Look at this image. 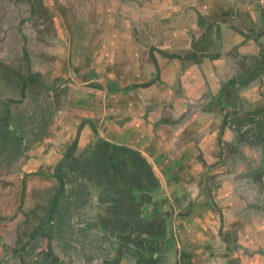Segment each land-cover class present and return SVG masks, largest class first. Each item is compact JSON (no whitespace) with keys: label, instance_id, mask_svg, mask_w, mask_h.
Segmentation results:
<instances>
[{"label":"rangeland","instance_id":"rangeland-1","mask_svg":"<svg viewBox=\"0 0 264 264\" xmlns=\"http://www.w3.org/2000/svg\"><path fill=\"white\" fill-rule=\"evenodd\" d=\"M28 14L29 8L25 15ZM14 23L11 28L15 27ZM22 24L27 26L24 19ZM261 24L264 26V0H35V23L28 26L39 28L42 34L35 38L33 56L21 53V46L10 48L12 44H7L10 57L0 61V74L7 76L6 81L17 78V83L23 81L21 76L27 75L34 83L20 87L25 88V94L32 90L30 107L35 106V130L38 121L51 122L53 112L48 117V111L56 105L64 106L62 95L69 92L68 86L57 87L59 90L51 99L48 90L38 85V73L48 83L56 72L70 73L69 80L73 76L84 81L90 75L95 78L94 83L80 82L77 87L92 91L89 96L94 98L96 113L113 103L116 106L103 116L93 119L88 116L94 121L91 127L97 128L102 136L118 137L114 141L124 148L120 151L124 154L121 158L129 155L124 144L140 155L139 169L147 167L145 175L158 185V193L143 196V201L151 205L147 209L154 217L151 226L158 229L162 225L161 255L170 252V258L161 263L183 264V253H195L198 247V243L190 242L196 239L199 243L207 242L209 230L207 226L195 229L191 205L212 206L211 194L225 186L240 189L244 195L252 189L245 170L254 173V178L264 179ZM13 39L20 42L19 37ZM46 48L62 53L47 55L43 51ZM190 52L201 55V61L169 57ZM215 53L219 54L218 58H209ZM259 53L263 62L256 73L261 74L245 85L240 83L239 78ZM39 60L43 61L41 70H34ZM33 70L35 74L29 73ZM232 78L236 84H229ZM21 92L22 89L15 91L19 95ZM73 96L85 100L88 94L75 92ZM224 101L229 104L224 105ZM68 103L74 106L73 101ZM4 105L0 99V108H4L0 111V122L5 123L8 110ZM83 112L85 108L79 114ZM87 118L79 117L83 121L79 124L85 125ZM250 120L256 122L254 127ZM116 130L122 133L117 134ZM95 156L101 160L107 154ZM161 174L162 186L158 181ZM178 206L182 207V213L177 211ZM214 206L222 219L221 208L218 204ZM211 211H215L213 206ZM259 229L255 228V232ZM151 233L155 235L157 231ZM216 233L222 236V225ZM261 239L259 235L258 241ZM176 243L182 244V248L178 249ZM186 243L188 251L184 247Z\"/></svg>","mask_w":264,"mask_h":264},{"label":"crops","instance_id":"crops-1","mask_svg":"<svg viewBox=\"0 0 264 264\" xmlns=\"http://www.w3.org/2000/svg\"><path fill=\"white\" fill-rule=\"evenodd\" d=\"M23 19L26 27L21 26ZM14 22L16 25L11 28ZM0 23H3L0 61L10 57L7 44H12L10 48L21 46V53L31 56L35 51V38L42 34L39 28L28 26L35 23V0H0ZM14 37H19L20 42ZM43 51L47 55L62 53L60 50ZM40 64L42 60L34 70H41ZM34 70L29 73L35 74ZM61 73L56 72L49 83L39 78L51 99L59 90L57 87L68 86L69 92L62 95L64 106L56 105L48 111V117L53 112L49 124L38 121V130H35V106L30 107L32 90L25 94V88L20 87L34 83L27 75L21 76L23 81L17 83V78L6 81L7 76L0 74V99L8 110L5 123L0 122V264H152L153 261L158 264L169 259L170 252L161 255L162 225L158 229L151 226L154 217L151 210H147L151 205L143 201L144 197L156 194L158 185L145 175V168L136 170L135 163L140 165L138 160L129 164L121 158L120 151L124 148L114 141L118 137L98 134V129L91 127L94 121L87 118L110 113L116 105L102 107L97 114L94 98L89 96L92 91L77 87L80 82L94 83L95 78L90 75V79L87 76L84 81L76 76L79 81L73 76L69 80L70 73L67 72L68 76L66 72ZM10 82L16 84L13 89ZM20 89L22 95L15 93ZM75 92L88 96L85 100L75 99ZM68 101H73L75 107ZM83 108L86 112L79 114ZM77 117L88 121L84 120L85 125L81 126L79 123L83 121ZM116 132L120 134L122 130ZM124 145L129 148L125 153H133L130 145ZM96 153H106L107 157L98 160ZM4 165L8 169H2ZM245 171L252 189L246 190L244 195L240 194V189L226 186L211 194L221 208L222 219L214 201V217L212 206L191 205L195 229L207 226L209 230L205 237L207 242L202 240L200 244L197 239L190 242L198 243L195 253H187L190 264H264V179L254 178V173ZM161 175L160 178L156 175L160 186L163 185L161 178L163 175L167 178L168 173L164 171ZM150 184L155 185L153 189ZM177 186L175 184L176 190ZM176 209L183 211L180 206ZM221 225L223 234L219 236L216 229ZM255 228L260 229L255 232ZM151 230L157 233L154 235ZM180 245L175 244L178 249L182 248ZM168 247L171 250L170 245ZM184 247L189 250L187 243Z\"/></svg>","mask_w":264,"mask_h":264},{"label":"trees","instance_id":"trees-1","mask_svg":"<svg viewBox=\"0 0 264 264\" xmlns=\"http://www.w3.org/2000/svg\"><path fill=\"white\" fill-rule=\"evenodd\" d=\"M263 30H264V26H263ZM197 52H190V53H188V54H186L185 56H178V54H172V55H170L169 57H176V58H178V59H182V57H184L182 60H187V59H192L193 60V62H195V63H199L200 61H201V55L200 56H198L197 54H196ZM153 57V56H152ZM219 57V54H217V53H215V54H212L211 56H209V58H211V59H216V58H218ZM154 62H156L155 61V59H154V57H153V59H152ZM263 61H262V59L260 58V53L259 54H257V56H255L254 57V59H253V63H252V66H250V68H248V70H247V72L245 73V74H242V76L239 78V82L240 83H242V84H246V83H249L250 81H252L253 79H255L256 77H258L261 73H256V72H258V70L260 69V63H262ZM38 78H40V74H37L36 75ZM238 79V78H237ZM235 79L234 78H232V79H230L229 80V84H236L237 82H235L234 81ZM238 81V80H237ZM39 82H40V84H42V81L39 79ZM226 86H227V84L226 85H223V87L224 88H226ZM42 87H44V85L42 84ZM219 98H220V95H219ZM224 103V105H228L229 104V102L228 101H224L223 102ZM250 121H252V120H250ZM253 122V127H254V125H255V123L256 122H254V121H252ZM133 153H135V156H137L138 158L140 157V155L137 153V152H133ZM120 155H122V153L120 152ZM142 160L145 162V160L142 158ZM145 167V166H144ZM147 169V167H145V170ZM152 172L150 171L149 172V174H151ZM143 174V173H142ZM149 184V183H148ZM260 185V184H259ZM258 185V186H259ZM144 187H146V186H144ZM153 187H154V185L152 184H150V189H153ZM184 251V250H183ZM183 253V252H182ZM188 253V252H187ZM183 255L185 256L184 258V261H183V264H190V261H191V259L189 258V256L187 255V254H184L183 253ZM156 261H154V262H152V264H156L155 263Z\"/></svg>","mask_w":264,"mask_h":264},{"label":"flooded vegetation","instance_id":"flooded-vegetation-1","mask_svg":"<svg viewBox=\"0 0 264 264\" xmlns=\"http://www.w3.org/2000/svg\"><path fill=\"white\" fill-rule=\"evenodd\" d=\"M124 157H125V160H126L125 162H128L129 164L130 163H135L134 161L138 160V157L135 156V155L132 156L131 153H129V155L127 154V156H124ZM139 166L140 165L138 163H135L136 170L139 169Z\"/></svg>","mask_w":264,"mask_h":264}]
</instances>
